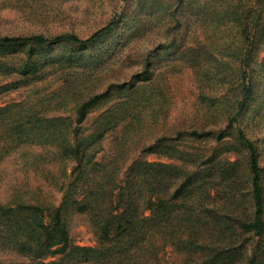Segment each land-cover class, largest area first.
I'll return each mask as SVG.
<instances>
[{
	"label": "rangeland",
	"instance_id": "1",
	"mask_svg": "<svg viewBox=\"0 0 264 264\" xmlns=\"http://www.w3.org/2000/svg\"><path fill=\"white\" fill-rule=\"evenodd\" d=\"M262 1L254 0L253 4L258 3L254 6L259 8ZM228 4L236 6L239 1L0 0L1 36L73 33L86 38L107 22L117 21L102 39L85 47L63 42L51 47L0 48V204L27 202L56 207L67 193L70 199L65 204L69 211L64 217L72 240L78 245L94 246L96 235L89 225L90 211L79 212L74 200L95 206V210L105 188L102 186L119 185L143 146L163 135L184 153L204 156L217 152L216 147L220 149L221 162L211 160L203 165L206 169L196 177L195 186L179 197L182 206H191L193 215L185 214L183 209L178 214L181 221L191 219L207 224L219 218L227 225L221 237L234 240L232 229L238 217L224 201L223 186L232 175L237 185L231 193L241 198L248 180L245 159H240V164H229L226 160L233 161L236 155L222 151L223 146L215 137L189 141L184 134H178L191 128L216 133L225 128L226 114L234 112L233 89L239 78L236 52L242 38L239 28L223 12ZM251 75L253 96L239 120L248 136L260 144L264 173V44ZM83 103L87 104L86 114L77 124V111ZM21 124L44 125L51 132L62 129L71 142L73 128L81 129L79 138L88 147L89 161L85 168H78L83 178H75V161L62 162L51 152V145L55 144L52 139L46 147L36 145L42 141L36 136H24L17 130ZM227 131L235 135V128ZM47 139L50 136L43 141ZM230 142L237 145L233 139ZM169 154L167 157L149 153L144 159L180 164L179 154ZM229 165L235 168L228 171ZM192 171L195 170L186 169L181 178ZM211 179L221 191L208 185L210 198H203L200 187ZM203 202L208 203L205 208ZM195 205L197 208H193ZM203 233L187 229L184 234L190 237L184 240L189 242ZM159 244L160 262L184 263V248L180 251L171 243ZM246 247L251 253L248 240ZM252 252L261 255L255 264H264V235ZM24 260L17 253L0 252L2 262Z\"/></svg>",
	"mask_w": 264,
	"mask_h": 264
},
{
	"label": "trees",
	"instance_id": "2",
	"mask_svg": "<svg viewBox=\"0 0 264 264\" xmlns=\"http://www.w3.org/2000/svg\"><path fill=\"white\" fill-rule=\"evenodd\" d=\"M238 1V5L228 4L226 11H223L228 21L239 28L242 38V44L236 52L239 78L233 89L236 95L235 106H232L234 112L226 114L225 128H220L216 133L196 128L178 132L179 135L184 134L185 139L189 141L195 139L205 141L215 137L217 142L222 144L224 149L222 151L236 155L233 161L226 160L229 164H240V159L242 162L245 159L248 180L246 189L241 190V198L235 192L231 193L237 185L235 177L229 176L228 182L223 186L224 201L238 217L235 229L231 228L235 239L229 242L221 237V234L226 232L227 225L222 224L219 218L208 224L191 219L181 221L179 218L182 209L185 214L189 212L190 216L193 215L191 206H182V203H179L180 195L195 186L193 183L196 177L202 172L201 170L206 169L203 165L211 160L215 163L221 162L220 149L216 147L217 152L213 151L204 156L197 153H184L169 142L167 136L162 135L153 143L143 146L141 155L132 159L119 185L108 188L105 183L102 186L105 188L100 193V205L95 210L92 209L95 206L89 207L88 203L74 200L73 204L77 205L79 212L90 211L89 225L96 235L94 246L78 245L72 240L68 222L64 217L69 211V206L65 204L70 199L67 193H64L61 203L56 207L27 202L0 204V252L17 253L26 259L24 261H0V264H65L63 262L69 260L76 263L87 261L92 264H140L142 261L144 264H147L145 261L163 264L160 262L159 255L160 241L166 244L171 243L180 251L183 248L187 251L182 264H255L256 260H261L260 254L252 252L264 235V173L259 158L260 144L248 136L244 127L240 125L239 117L247 111L248 101L253 96L254 85L251 70L264 44V0L259 8L254 6L258 4H253L254 0ZM116 23L115 20L109 21L86 38L73 33L54 36L0 35V48L30 47L31 45L51 47L63 42L85 47L102 39L115 27ZM148 65L147 61L145 69ZM86 107L87 104L83 103L78 108L75 120L77 124L83 121ZM222 113L220 111V114ZM28 125L30 124H21L17 130H20L24 136L39 138L42 141L36 144L39 146L41 144L44 147L48 146L52 139L55 144H50L51 152L57 155L62 162L75 161L77 167H72L77 171L75 178H83L78 168H85L89 161L87 160L88 147L79 138L81 129L77 127L70 130L72 139H74L71 142L68 140L69 135L64 134L62 129L58 128L56 132H51V128H46L44 125L38 127ZM231 128H235V135L227 131ZM47 135L50 139L43 141ZM227 136L231 138L224 140ZM231 139L235 140L237 145L230 144ZM149 153L166 156L171 155L169 153L179 154L177 159L180 164L149 162L144 159V156ZM96 164L95 162L94 165L98 166ZM232 165H229L228 171L235 168ZM186 169L195 171L186 172L184 178H181ZM155 170L157 171L152 173ZM65 171L66 168L64 174ZM64 185L65 182L61 189ZM208 185L214 186L216 191H221L219 185H215V181L211 179L200 187L203 198H210L206 187ZM211 198H214V194ZM201 201L197 199V202ZM240 201L242 202L239 205ZM207 205L206 202L202 203L203 208ZM179 210H181L180 214H178ZM227 210H224V215ZM225 218H230L228 213ZM187 229L197 232L203 230L204 233L186 242L184 239L190 237L189 234H184ZM255 238L257 239L254 240ZM247 240L252 245V251L249 254L246 247ZM49 257L51 258L48 259Z\"/></svg>",
	"mask_w": 264,
	"mask_h": 264
}]
</instances>
